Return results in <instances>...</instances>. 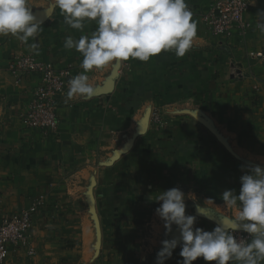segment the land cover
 <instances>
[{
    "label": "crops",
    "instance_id": "0c3cea01",
    "mask_svg": "<svg viewBox=\"0 0 264 264\" xmlns=\"http://www.w3.org/2000/svg\"><path fill=\"white\" fill-rule=\"evenodd\" d=\"M186 2L197 24L192 49L94 68L87 73L92 97L67 98L68 81L84 70L82 55L64 41L90 35L95 21L75 30L55 0H28L43 21L38 36L25 43L0 35V216L44 201L29 229L34 252L8 246L4 264H156L161 242L180 232L173 225L165 234L155 211L162 202L148 197L172 187L185 193L195 227L211 231L235 215L221 193L239 192L242 165L264 167V34L257 27L264 0H249L245 32L230 35L204 22L210 0ZM28 53L69 72L48 134L21 122L41 77L18 79L9 59ZM153 110L162 125L151 121ZM180 250L164 264L182 261Z\"/></svg>",
    "mask_w": 264,
    "mask_h": 264
},
{
    "label": "clouds",
    "instance_id": "9594fccd",
    "mask_svg": "<svg viewBox=\"0 0 264 264\" xmlns=\"http://www.w3.org/2000/svg\"><path fill=\"white\" fill-rule=\"evenodd\" d=\"M55 5L72 29L83 31L86 21L97 25L90 35L65 38L64 47L82 55L80 66L84 70L68 81L69 100L94 95L87 75L94 68L130 58L147 62L162 51L184 57L197 36V24L186 0H55ZM257 14L264 16V10ZM42 23L28 0H0V35L26 43L38 36ZM257 27L264 34V23ZM241 167L247 171L240 176L239 192L226 189L221 193L224 204L237 211L227 221L217 222L211 231L195 227L197 217L186 215V197L180 188L160 190L148 197L149 201L162 202L155 211L164 222L165 234L172 232L173 225L180 232L179 237L161 242L156 264H164L178 244L183 260L177 264H192L199 257L216 264H264V167ZM206 200L211 203L214 199ZM237 232L248 235L237 237Z\"/></svg>",
    "mask_w": 264,
    "mask_h": 264
},
{
    "label": "built area",
    "instance_id": "2783aa9c",
    "mask_svg": "<svg viewBox=\"0 0 264 264\" xmlns=\"http://www.w3.org/2000/svg\"><path fill=\"white\" fill-rule=\"evenodd\" d=\"M249 8V0H210L202 12V18L209 29L216 34H243L246 30L244 15ZM256 56L263 58L261 52ZM9 70L18 79L29 74H40V85L30 93L25 111L21 114L24 127L41 134L53 132L58 124V98L67 86V70L57 69L50 61H42L36 54L14 55L9 59ZM151 121L162 125V118L157 110L151 112ZM44 204L37 198L29 206L16 212L0 216V264H4L8 255V246L24 248L28 254L34 249L29 244V229L33 215ZM234 235L247 236L237 232Z\"/></svg>",
    "mask_w": 264,
    "mask_h": 264
}]
</instances>
